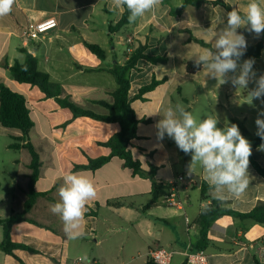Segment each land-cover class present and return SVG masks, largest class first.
Returning <instances> with one entry per match:
<instances>
[{
    "label": "crops",
    "instance_id": "obj_1",
    "mask_svg": "<svg viewBox=\"0 0 264 264\" xmlns=\"http://www.w3.org/2000/svg\"><path fill=\"white\" fill-rule=\"evenodd\" d=\"M223 1L243 14L249 3V0ZM183 2L184 0H162L155 15L146 14L124 28L128 32L126 38L119 36V32L124 29L110 34V52L104 49L105 59L93 55L85 47L84 41L97 44L94 40L101 32L99 23L96 22L97 16L116 12L120 21L125 9H114L112 0H16L11 13L0 17V82L13 84L15 90L20 91L10 77L9 68L15 61L24 62L25 54L21 50H27L38 59L39 69L48 73L52 81L62 85V97L97 114L108 113L107 109L95 101L113 102L112 93L118 85L109 70L116 63L123 65L128 60V49L131 48L133 52L141 46H147L146 54L168 57L166 63L156 65L141 60L138 69L132 70L129 76L131 100L153 78L167 79L164 84L147 93L144 99L132 101L138 118L144 121L138 126V136L132 140L131 150L135 159L141 162L144 175L127 168L118 157H113L96 171L75 170V165L87 164L88 157L109 155L110 150L98 145V142L107 141L120 131V126L87 117L74 118L69 110L61 108L54 99H47L44 94H37L35 103L26 96L32 118L35 112L41 113V124L52 127L73 120L70 125L77 126L86 122L96 133L95 137L81 131L72 134H42L37 142L30 136L36 149L38 148L42 162L36 190L48 193V196L38 198L28 214L32 222H21L12 228L13 242L25 244L35 250L16 252L24 264H72L79 258L83 260V264H154L149 254L158 248L175 251L171 264H183L184 252L199 240L197 218L202 210L217 200L213 198L210 188L207 197H202L201 185L208 182L204 180V171L199 164H195L191 172L201 178V184L196 182V187L190 184L181 188V196L186 199L184 212L165 206L162 197L158 202L152 203L155 183L175 181L178 176L187 173L185 167L191 162V154L178 149L174 140L167 136L162 141L158 139L156 124L162 119L167 107L182 104L186 110L199 117L197 120L217 114L220 128L224 127L225 122L237 124L242 135L250 140L258 136L255 120L264 107L246 108L237 113L232 106L237 104L235 97L239 93L236 92L242 88H236L230 80L220 84L207 76L203 69L193 74L187 72V62L195 61L194 55L206 48L199 40L213 46L215 29L225 26L228 11L222 6L208 3L199 8L183 7ZM178 8L181 9L180 14L173 16L172 10ZM49 17L57 19L58 28L45 40L25 42L28 24ZM220 19L223 20L222 24H219ZM238 32L246 37L248 46L264 40V34L257 38L246 28L238 29ZM71 33L78 35V41L65 39L64 36ZM115 40L127 47L124 60L115 55ZM65 50L73 60V65L68 68H63L61 60L57 58ZM108 53L113 54L111 61ZM253 67L257 77L264 74V49L260 57L255 59ZM58 72L65 73L66 77L62 79L65 83L60 81ZM83 74H89L92 79H79ZM248 87L253 89L255 83L250 82ZM244 90L247 94V89ZM221 92L227 96V102L221 99ZM210 95L215 97V102L209 100ZM232 99L235 100L233 103ZM98 147L103 150L97 151ZM251 157L264 169V150L259 147L252 149ZM30 163L31 159L29 165ZM21 164L20 159L14 161L16 166ZM248 171L251 178L245 193L239 198L228 197L223 200L225 208L249 213L257 205L264 203V177L255 169L252 161ZM70 172L88 177L96 189V196L86 203L81 226L84 235L77 239H70L65 234L64 222L50 210L59 201L58 189L64 184V176ZM30 173V169L26 171L22 177L23 185L17 183L14 188L12 197L13 200H18L19 209L12 211V214L24 210ZM114 234L122 236L121 245L115 250L114 262H111L101 252L98 256L96 247L100 248L99 245H103L105 239ZM208 238L210 241L204 251L211 264H264L261 256L264 224L224 216L213 223ZM83 255L87 257L86 263ZM0 264L22 263L0 251Z\"/></svg>",
    "mask_w": 264,
    "mask_h": 264
},
{
    "label": "clouds",
    "instance_id": "obj_2",
    "mask_svg": "<svg viewBox=\"0 0 264 264\" xmlns=\"http://www.w3.org/2000/svg\"><path fill=\"white\" fill-rule=\"evenodd\" d=\"M15 3L16 0H0V17L10 14ZM161 3L162 0H112L114 9H126L129 12V23L136 22L146 14L155 15ZM226 17L225 26L215 29L212 48L202 49L194 55L195 64L197 67L202 66L206 75L220 84L230 80L236 88L247 89L249 104L254 99L264 104V74L256 76L254 58L239 62L248 44L246 37L238 32V29L246 28L257 38L264 34V0H249L243 15L233 7ZM222 23L220 19L219 24ZM229 73L232 75L229 76ZM250 82H254L255 87L248 90ZM161 117L156 124L158 139L162 141L167 136L174 140L178 149L191 154L189 174L192 167L199 164L214 199L223 201L228 197L239 198L245 193L251 178L248 169L252 146L241 134L237 124L225 122L224 127L220 128L217 114L197 120L182 104L167 107ZM262 117L264 109L259 111L255 120L256 135L264 140ZM259 149L264 150V143ZM58 195L60 199L51 206V212L62 219L65 234L70 239L82 237L86 203L96 196L92 180L70 172L64 176V184L58 189Z\"/></svg>",
    "mask_w": 264,
    "mask_h": 264
},
{
    "label": "trees",
    "instance_id": "obj_3",
    "mask_svg": "<svg viewBox=\"0 0 264 264\" xmlns=\"http://www.w3.org/2000/svg\"><path fill=\"white\" fill-rule=\"evenodd\" d=\"M164 2H167V0H164ZM207 3L222 6L227 11L232 10V7L223 0H214L212 2L207 0H184L183 7L192 6L199 8ZM180 12L181 9L178 8L173 9L171 13L173 16H177ZM241 14L243 15V13ZM128 16L129 12L125 9L120 21L109 26V34L117 33L126 28L129 25ZM199 43L206 48H212L211 45L204 41L199 40ZM84 45L97 58H106V52L101 46L86 41H84ZM263 49L264 40L255 45L247 46L245 54L241 58L243 60L254 58L255 60L260 57ZM146 50L147 46H141L135 49L123 65L116 63L113 68L109 70L118 85L117 89L112 93L113 102L95 101L96 104L107 109L108 113L105 115L97 114L92 110L82 108L69 98L62 97V85L58 82L52 81L48 73L41 71L38 67V59L27 50H21L25 54L24 62L21 63L15 61V63L9 68L10 77L14 81L19 84H26L39 88L47 99H54L61 108L69 110L74 118L87 117L96 121L118 124L120 126V131L115 133L107 141L98 142V145L110 150L109 155L97 158L88 157V163L75 165V170L85 169L96 171L110 162L113 157H118L124 161L127 168L133 169L137 174H145L141 162L135 159L131 150L132 140L136 139L138 136V126L140 122L144 121L138 118L137 113L132 106V101L144 99V96L147 93L153 91L159 85L164 84L167 79L157 80L156 78H153L152 82L149 85L140 88L138 94L131 100L129 98V92L131 90L129 73L132 70L138 69V63L141 60H146L153 65L166 63L168 61L167 56H150L146 54ZM186 69L188 73L193 74L202 70V66L197 67L195 61H189L186 64ZM0 124L4 128L16 129L21 132L20 136H12L14 142L9 145V148L13 150L25 149L31 156V163L29 165L31 173L28 177V192L27 200L24 204V210L22 212H13L9 218L0 220V225L3 227V240L0 241V251L13 256L19 262L24 264L16 255V252L18 250L35 252V250L25 244L13 242L11 237L12 228L21 222H32L33 220L28 217V214L33 210L38 198L47 197L48 193H41L36 190V184L40 178L42 162L40 154L30 138V133L35 127V122L31 115V108L28 99L23 93L10 88L3 82H0ZM249 141L251 142L252 149L259 147L263 143V140H261L259 136L250 139ZM250 161H252V164L261 176L264 177V169L254 162L251 156ZM152 169H154V167H152ZM186 174L187 173H185V175ZM192 185L194 187L197 185L194 180ZM167 190V186L156 182L152 196V203L158 202ZM208 190L209 184L203 182L201 185V195L203 198L207 197ZM223 205L224 203L222 201L214 200L211 206L200 212L197 218V224L200 228V238L193 246L195 250H204L206 246H208L210 241L208 233L211 226L215 221L224 216H232L242 220H252L255 223L264 224V203H260L249 213L235 212L231 209L225 208ZM257 263L260 264L259 262Z\"/></svg>",
    "mask_w": 264,
    "mask_h": 264
},
{
    "label": "rangeland",
    "instance_id": "obj_4",
    "mask_svg": "<svg viewBox=\"0 0 264 264\" xmlns=\"http://www.w3.org/2000/svg\"><path fill=\"white\" fill-rule=\"evenodd\" d=\"M96 22L99 23L101 32L98 34L97 38L94 41L99 46H101L103 49H107V51L110 52L109 50L110 45L108 46V43L110 41L109 26L114 25L118 22L116 12H113L110 15H104V14L102 16L99 15L96 18ZM127 35H128V32L125 31V29L119 32L120 37L126 38ZM64 37L68 41H78V35L76 33L67 34ZM114 44L116 46L115 55H117L119 59L124 60L127 47L125 45L118 44L117 40H115ZM131 53L132 52H128L126 54L129 57ZM108 54H109V60L111 61L113 54L111 53H108ZM57 58L61 60L60 65L63 66V68H68L73 65L72 57L70 53L67 52L66 50L63 53H60ZM239 62L242 63L243 59H240ZM86 64L88 63L86 62ZM130 73H129V76H130ZM58 74H59L60 81L63 82L64 80L62 79L66 77L65 73L58 72ZM79 79L84 80V81H89L92 79V77L89 74H83V75H80ZM12 81L17 86V88L20 89L19 92L27 96L29 100H32L33 103L36 102L37 94H43L37 87H33L30 85H26V84H19L13 79ZM7 85L10 88L15 90V87L13 86V84L7 83ZM248 89L250 90L249 87ZM236 93H239V96L236 95L235 97L237 104L232 107L235 108L237 113L242 112L246 108L258 109L259 106L264 107V104H262L261 100L259 99H254L252 103L249 104L250 99L248 97V94H245V90L243 88L239 89V91H237ZM221 99H225L227 102V96L223 92H221ZM50 100H53V99H50ZM209 100L211 102H215V97L213 95H210ZM235 100L232 99L231 100L232 103ZM195 117L197 119L199 118L198 116H195ZM33 119L37 125L32 129L30 136L32 139L35 140V142H37V138H39L42 134H72L74 132L81 131L82 133H87L95 137V133H96L95 130L90 126L89 123H86V122L79 124L77 126H72L70 124L73 122V120H70V121L68 120L60 126L47 127L45 126V124H41L40 122V119H42L41 113H37V112L33 114ZM19 135H21V132L19 130L7 129V128L2 127L0 124V184H1V187H0V219L9 217L12 214V211L19 209L18 200L16 199L13 200V197H12L14 188L16 187L17 183L23 185L22 184L23 174L26 171H29L28 165L31 159L29 153L27 151H15L9 148V145L14 142V140L12 139V136H19ZM244 137L247 139L246 136ZM102 150L103 149L101 147L97 148V151L99 152ZM19 159L21 160L22 164L20 166L14 165V161L19 160ZM121 236H122L121 234H114V235L108 236L105 239L104 244L99 245L100 248L96 247L97 255L99 256V252H101L104 254V257H107L111 259V262H114L115 250L117 247H120L121 245L120 244ZM2 239H3V227L0 225V240ZM82 257L84 258V261L86 263L87 259H85V255H83Z\"/></svg>",
    "mask_w": 264,
    "mask_h": 264
},
{
    "label": "built area",
    "instance_id": "obj_5",
    "mask_svg": "<svg viewBox=\"0 0 264 264\" xmlns=\"http://www.w3.org/2000/svg\"><path fill=\"white\" fill-rule=\"evenodd\" d=\"M57 28L58 21L55 17H49L38 22L32 21L27 26L24 40L25 42L45 40ZM129 43H131V39H129ZM128 52H132L131 48L128 49ZM192 182V178L181 175L175 181L164 184L168 187V190L162 196V203L167 207L184 212L186 199L181 196V188L183 186H190ZM186 220L189 221L188 217H186ZM149 255L154 264H171L176 252L166 248H158L152 250ZM261 256L264 258V245L261 250ZM184 257L183 264H211L206 252L204 250H195L193 246L187 248L184 252ZM72 264H83V260L79 258Z\"/></svg>",
    "mask_w": 264,
    "mask_h": 264
},
{
    "label": "water",
    "instance_id": "obj_6",
    "mask_svg": "<svg viewBox=\"0 0 264 264\" xmlns=\"http://www.w3.org/2000/svg\"><path fill=\"white\" fill-rule=\"evenodd\" d=\"M186 172L188 173V176L192 178L195 182H197L198 185L201 184V178L197 175H195L193 172L189 174V166L185 167Z\"/></svg>",
    "mask_w": 264,
    "mask_h": 264
}]
</instances>
